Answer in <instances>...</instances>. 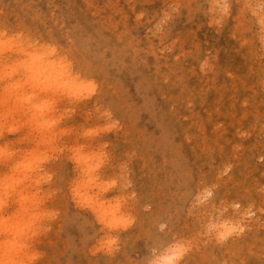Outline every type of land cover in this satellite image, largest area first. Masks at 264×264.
<instances>
[{
    "label": "rangeland",
    "instance_id": "obj_1",
    "mask_svg": "<svg viewBox=\"0 0 264 264\" xmlns=\"http://www.w3.org/2000/svg\"><path fill=\"white\" fill-rule=\"evenodd\" d=\"M1 76L0 263L264 264V0H0Z\"/></svg>",
    "mask_w": 264,
    "mask_h": 264
},
{
    "label": "bare ground",
    "instance_id": "obj_2",
    "mask_svg": "<svg viewBox=\"0 0 264 264\" xmlns=\"http://www.w3.org/2000/svg\"><path fill=\"white\" fill-rule=\"evenodd\" d=\"M22 51H24V48H22ZM32 58H33V60H34V62H32L31 64H29V66H34V65H37V67H42V66H45V67H54L55 65H57L56 63L54 64V62L53 61H47V60H45V58H44V55H41L40 54V56H38L37 54H32ZM14 71H16V70H13V72ZM46 72V71H45ZM44 72V73H45ZM12 73V72H11ZM13 74V73H12ZM12 74H10L9 73V76L10 75H12ZM42 74V75H41ZM52 72L50 73L49 71H48V73H45V74H43V71L42 72H40V73H38L37 74V76L36 75H34V77L33 78H29V80L31 81V87H32V89L34 90V89H36V87L38 88V87H40L39 85H42L41 87L45 90H47V91H49V88L52 86V87H54L53 86V84H54V82L56 81V79H55V77L53 78L52 77ZM6 75H8V73L6 74ZM6 75L4 76L5 77V79L4 80H6ZM43 77L42 79H41V77ZM3 76H1L0 78H2ZM3 77V78H4ZM53 78V79H52ZM8 79V78H7ZM42 81H41V80ZM26 81V80H25ZM24 82V81H23ZM22 82H19V81H17L15 84H11V85H16V86H18L19 84H21ZM25 84H27L26 82H24ZM23 84V83H22ZM24 84V85H25ZM29 84V83H28ZM56 84V83H55ZM11 85L9 86V85H5L4 86V89H3V94H2V96H0L2 99H0V119L1 118H6L7 119V117L8 116H12V117H14V111H15V109H16V103H14V105H10L11 107H8L7 105H8V101H9V99H10V93H11V89H10V87H11ZM15 87V86H14ZM24 87V86H23ZM30 87V88H31ZM52 87H51V89H52ZM1 88V87H0ZM13 88V87H12ZM31 89V90H32ZM41 89V88H40ZM4 90H5V92H4ZM20 90V89H19ZM35 91V90H34ZM10 92V93H9ZM13 92V91H12ZM33 92V91H32ZM12 94V93H11ZM35 94V93H34ZM32 95L33 94H31L30 96L32 97ZM23 101V100H22ZM29 103V102H28ZM27 108V107H26ZM21 109H23V107L21 108ZM24 110H25V108H24ZM32 111V110H31ZM31 111H30V113H31ZM17 113H19V111H18V109H17ZM1 151V150H0ZM20 165V164H19ZM20 167V166H19ZM14 185V184H13ZM15 186V185H14ZM16 188V187H15ZM24 195V194H23ZM99 211H100V209H99ZM4 222V221H3ZM0 229H2V228H0ZM7 229H11L12 230V228H10V227H5V229H3V230H7ZM7 232V231H6ZM1 233H3V232H1ZM1 246V245H0ZM2 247V246H1ZM2 250V248H0V251ZM174 258V257H173ZM176 258V257H175ZM171 258H169V260H170ZM173 261H174V259H173ZM173 263V262H172ZM171 263V264H172ZM0 264H2V263H0ZM165 264V263H164ZM169 264V263H168Z\"/></svg>",
    "mask_w": 264,
    "mask_h": 264
}]
</instances>
